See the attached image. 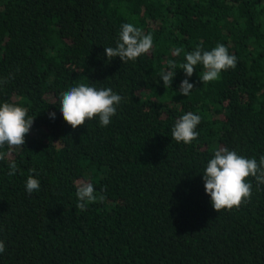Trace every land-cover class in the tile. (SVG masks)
<instances>
[{
    "label": "trees",
    "instance_id": "16d2710c",
    "mask_svg": "<svg viewBox=\"0 0 264 264\" xmlns=\"http://www.w3.org/2000/svg\"><path fill=\"white\" fill-rule=\"evenodd\" d=\"M124 23L153 47L108 61ZM217 44L236 67L203 84L197 65L193 91L180 94L186 53ZM0 78V104L34 119L23 147L0 148V264H264V184L247 178L250 200L218 213L202 179L221 147L264 156V0H0ZM79 83L122 96L107 127L63 120L60 94ZM188 112L201 116L198 136L177 143L172 128ZM29 175L40 181L32 194ZM81 180L104 197L84 211Z\"/></svg>",
    "mask_w": 264,
    "mask_h": 264
},
{
    "label": "clouds",
    "instance_id": "9594fccd",
    "mask_svg": "<svg viewBox=\"0 0 264 264\" xmlns=\"http://www.w3.org/2000/svg\"><path fill=\"white\" fill-rule=\"evenodd\" d=\"M153 47L151 34L144 35L140 28L131 23L121 26L115 47L105 48V54L110 61L119 57L123 63L135 61L143 54H147ZM181 48L174 50V55L179 56ZM184 63L180 68L186 78L179 86V93L189 96L193 91L194 84L189 83L197 65H202L203 73L199 76L203 84L216 81L220 74L230 68L236 67V57L228 52L223 44H217L210 51L203 50L200 46L190 53H186ZM175 61L169 62V69L162 71L159 78L163 86L172 85L176 74ZM5 80L0 78V85ZM122 96L113 92L111 88H96L85 83H79L69 90L62 92L59 98V111L63 120L73 130L85 126L86 121L98 118L101 127H107L111 118L116 114L117 106L122 101ZM49 118L55 120V113H49ZM34 119L28 115L26 108L14 103L4 102L0 104V148L5 145L9 150L18 149L25 144V136L29 133ZM201 122V116L188 112L182 115L172 128V139L177 143L190 144L198 136L197 125ZM3 156L0 155V159ZM15 161L9 164V175L14 176L17 172ZM36 174V169H30ZM34 175H29L25 182V190L28 194L38 191L40 181ZM249 177H254L258 184H264V156L259 162L255 158H245L236 151L221 147L215 151L213 157L208 160L203 171L202 179L205 193L210 197L212 208L216 212L239 208L242 203H247L252 195V184ZM77 208L84 211L89 203L103 200L102 195L97 196L92 183L81 180L76 185ZM5 251V244L0 241V253Z\"/></svg>",
    "mask_w": 264,
    "mask_h": 264
}]
</instances>
